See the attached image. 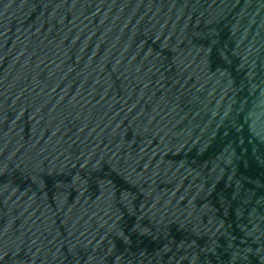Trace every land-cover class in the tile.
Masks as SVG:
<instances>
[{
	"label": "water",
	"instance_id": "95a60500",
	"mask_svg": "<svg viewBox=\"0 0 264 264\" xmlns=\"http://www.w3.org/2000/svg\"><path fill=\"white\" fill-rule=\"evenodd\" d=\"M0 264H264V0H0Z\"/></svg>",
	"mask_w": 264,
	"mask_h": 264
}]
</instances>
